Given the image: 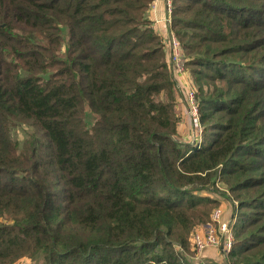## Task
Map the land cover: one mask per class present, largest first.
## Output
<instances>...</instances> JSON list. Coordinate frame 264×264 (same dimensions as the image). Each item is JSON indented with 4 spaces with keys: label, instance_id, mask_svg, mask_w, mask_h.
<instances>
[{
    "label": "trees",
    "instance_id": "16d2710c",
    "mask_svg": "<svg viewBox=\"0 0 264 264\" xmlns=\"http://www.w3.org/2000/svg\"><path fill=\"white\" fill-rule=\"evenodd\" d=\"M150 1L0 0V264H197L226 193L232 264H264V0H172L197 143Z\"/></svg>",
    "mask_w": 264,
    "mask_h": 264
},
{
    "label": "built area",
    "instance_id": "2783aa9c",
    "mask_svg": "<svg viewBox=\"0 0 264 264\" xmlns=\"http://www.w3.org/2000/svg\"><path fill=\"white\" fill-rule=\"evenodd\" d=\"M157 1L158 0H151L149 2L146 9V16L150 20L151 25L160 20L165 23L167 36L163 40V44L168 53V62L172 77L179 90L184 92L187 112L189 114L192 129L194 130L193 135H196V137L198 136L197 139L194 137L191 141L197 143L201 136V124L195 90L192 88L191 84L188 83L189 77H187L188 71L186 64L188 56L176 34L170 27L172 0H164L165 12L162 17L156 15ZM149 12L150 14H148ZM189 238L195 259H200L201 262L204 263V250L208 247H213L216 248L221 255V264H231L230 253L234 242L233 223L223 216V209L221 206L214 207L210 212L209 220L193 228Z\"/></svg>",
    "mask_w": 264,
    "mask_h": 264
},
{
    "label": "rangeland",
    "instance_id": "374dc122",
    "mask_svg": "<svg viewBox=\"0 0 264 264\" xmlns=\"http://www.w3.org/2000/svg\"><path fill=\"white\" fill-rule=\"evenodd\" d=\"M190 84H191V86H192V83H191V79H190ZM192 88H193V86H192ZM195 90V89H194ZM181 92V91H180ZM191 124V123H190ZM27 127V126H26ZM22 128H24V126H22V127H16L15 128V130L12 132V135L16 138V139H21L22 138V136H23V131L22 130H24V129H22ZM28 128V127H27ZM187 135L184 137V139L185 140H187V141H191L194 137H195V139H197L198 138V136L196 137V135H193V132H194V130L192 129V125H191V129H190V126L189 127H187ZM218 184V188H222L224 185L222 184V183H220V182H218L217 183ZM209 195H215V194H213V193H208ZM216 196V195H215ZM218 199H219V201H220V203H219V205L218 206H221L222 208L224 207L223 206V203H224V205H226L225 206V209L223 208V216L225 217V218H227L228 220H230L232 223H233V225H235L236 224V222H237V219H236V216H237V209H238V203H237V201H235L234 199H233V197H232V195L230 194V193H226V195L225 194H223V195H218V196H216ZM227 209V211H226V213H224L225 212V210ZM189 241H190V238H189ZM191 242V241H190ZM191 244V243H190ZM192 248V247H191ZM208 256V255H207ZM206 256V258L205 257H203L204 259H205V261H204V263H202L201 262V260L200 259H195L194 258V254H193V252L192 253H188V258H190V260L191 261H193L192 263H197V264H221L220 262H221V255H220V253H219V251L217 250V254H216V256L215 257H213V258H211V257H207ZM230 260H231V264H232V258H230ZM34 261H35V259L34 258H30V257H27V256H24V257H21V258H19L18 260H16L13 264H33L34 263ZM201 262V263H200Z\"/></svg>",
    "mask_w": 264,
    "mask_h": 264
},
{
    "label": "crops",
    "instance_id": "0c3cea01",
    "mask_svg": "<svg viewBox=\"0 0 264 264\" xmlns=\"http://www.w3.org/2000/svg\"><path fill=\"white\" fill-rule=\"evenodd\" d=\"M165 12V4H164V0H158L157 1V12L156 15L158 17H162L164 15ZM150 14V12L148 13ZM153 28L155 29V31L157 33H159L162 37V39L164 40L167 36V30L165 29V23L164 21L160 20L158 22H155L154 24H152ZM165 47V46H164ZM168 54V53H167ZM187 77H189V81L188 83H190V76L189 74L187 75ZM178 108L180 109V114L178 117V124H177V128H178V133L180 135V138L184 139V137L187 135V127L190 126L191 129V124H190V118H189V114L187 112V108H186V104H185V98H184V92L181 91V95L178 98V104H177ZM223 208L225 209L224 203H223ZM222 208V209H223ZM227 209L225 210L224 213H226ZM224 215V214H223ZM204 257H215L217 254V249L213 248V247H208L204 250L203 252Z\"/></svg>",
    "mask_w": 264,
    "mask_h": 264
}]
</instances>
